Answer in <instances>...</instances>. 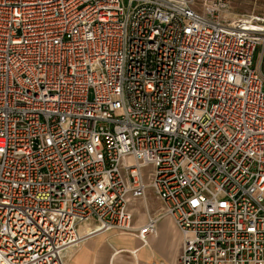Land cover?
Here are the masks:
<instances>
[{"label": "built area", "instance_id": "1", "mask_svg": "<svg viewBox=\"0 0 264 264\" xmlns=\"http://www.w3.org/2000/svg\"><path fill=\"white\" fill-rule=\"evenodd\" d=\"M231 10L0 0V264H65L86 224L147 244L164 219L178 264H264V19Z\"/></svg>", "mask_w": 264, "mask_h": 264}, {"label": "crops", "instance_id": "2", "mask_svg": "<svg viewBox=\"0 0 264 264\" xmlns=\"http://www.w3.org/2000/svg\"><path fill=\"white\" fill-rule=\"evenodd\" d=\"M152 194L151 191L147 194L146 207L140 200L130 203L135 228L145 224V208L151 212ZM92 228V224L79 227L78 233L85 239L66 251L65 264H178L181 236L170 219L158 223L157 236H149L147 244L135 236L113 231L87 237Z\"/></svg>", "mask_w": 264, "mask_h": 264}, {"label": "rangeland", "instance_id": "3", "mask_svg": "<svg viewBox=\"0 0 264 264\" xmlns=\"http://www.w3.org/2000/svg\"><path fill=\"white\" fill-rule=\"evenodd\" d=\"M232 7V15L234 17H254L256 19H264V0H229ZM260 24L262 22H259ZM255 66L259 72L264 77V42L260 43L257 48V52L255 55ZM152 202H151V214H155L159 208L160 203L152 194ZM157 236V235H156Z\"/></svg>", "mask_w": 264, "mask_h": 264}, {"label": "bare ground", "instance_id": "4", "mask_svg": "<svg viewBox=\"0 0 264 264\" xmlns=\"http://www.w3.org/2000/svg\"><path fill=\"white\" fill-rule=\"evenodd\" d=\"M88 227V226H87ZM84 228V227H83ZM85 236V235H84Z\"/></svg>", "mask_w": 264, "mask_h": 264}]
</instances>
